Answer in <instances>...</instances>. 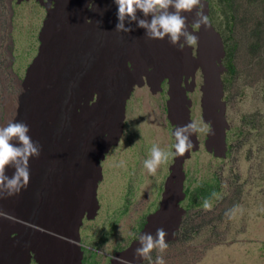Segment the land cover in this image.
<instances>
[{
	"label": "rangeland",
	"instance_id": "374dc122",
	"mask_svg": "<svg viewBox=\"0 0 264 264\" xmlns=\"http://www.w3.org/2000/svg\"><path fill=\"white\" fill-rule=\"evenodd\" d=\"M202 2L210 26L192 28L198 44L184 45V55L178 56L182 61L190 59L193 64L186 71L191 88L185 95L191 104L188 106L183 100L181 104L190 110L200 141L199 149L184 163V192L201 182L215 180L220 191L203 208L189 207L186 196L181 202L183 213L172 206L178 196L180 176L176 174L169 181L176 156L174 126L167 111L169 79L162 81V85L152 79L150 84L135 87L126 103L121 140L101 162L98 213L92 220L84 219L80 228L82 264H118L119 258L132 264H154L158 255L163 256L166 264H264V3L259 1L254 7L248 0H233L230 8L220 0ZM14 11L12 67L20 83L4 68L7 60L1 53L0 124L23 119L24 106L31 96V87L25 84V79L38 56L39 36L46 19L44 9L33 0L14 6ZM194 17L193 11L187 20L189 26ZM5 21L6 18L4 25ZM255 29L263 31L259 47H254ZM2 40H6L3 34ZM165 53L164 60L168 61V50ZM158 61L151 57L147 63L153 65H146L145 71L158 73L154 67ZM211 89L213 109L209 112ZM10 95L13 98L7 100ZM103 105L94 107L92 112L97 116L105 113ZM221 136L226 150L216 144ZM153 145L171 155L155 174H150L144 161L150 158ZM167 182L172 186V197L157 228L168 233L165 238L168 247L163 251L154 249L149 254L151 259L134 257L147 218L160 209ZM0 211L10 216L12 222L18 221L6 209ZM6 219L0 216V225ZM186 220L190 221L187 231H180ZM178 222V229L171 236L170 229ZM44 225L33 227L39 233L66 240L52 230L53 225ZM39 240L46 239L39 237ZM62 246L73 261L76 249Z\"/></svg>",
	"mask_w": 264,
	"mask_h": 264
},
{
	"label": "bare ground",
	"instance_id": "6f19581e",
	"mask_svg": "<svg viewBox=\"0 0 264 264\" xmlns=\"http://www.w3.org/2000/svg\"><path fill=\"white\" fill-rule=\"evenodd\" d=\"M28 1L0 0V54L7 60L4 68L18 83L20 78L12 67V20L14 6ZM33 1L44 9L46 19L39 36L38 56L25 79V84L31 87V96L27 98L21 121L30 127V135L41 145L42 152L38 159L30 160L31 179L27 190L0 200V210L6 209L18 219L16 222L6 219L5 224L0 225V264H82L80 228L84 219L92 220L98 213L97 189L103 176L101 162L121 140L128 99L135 87L150 84L152 79L162 85L168 78L167 111L171 125L175 130L176 126L192 122L190 110L181 102L191 104L185 95L191 88L186 71L191 70L193 64L190 59L182 61L178 57L184 55V49L170 45L167 37L165 40L148 39L145 29L135 22H125V27L133 29L130 33L116 32L119 21L115 0ZM183 15L189 19L188 13ZM137 16L145 18L142 12H137ZM147 19L150 22L151 17ZM189 31H193L191 26ZM208 47L211 48L209 44ZM166 50L168 61L163 57ZM151 57L160 60L154 64L158 71L154 75L155 71L150 74L145 71L146 65H153L147 63ZM212 91L208 93L209 112L213 109ZM12 98L7 96V100ZM100 105L106 110L97 116L92 109ZM190 139L193 149L183 156H175L169 179L171 181L176 174L180 176L176 188L178 196L172 206L181 213L184 212L181 202L186 196L184 163L200 147L197 132ZM216 144L225 149L223 137ZM13 173L14 169H6L9 177ZM169 185L167 182L160 209L147 218L140 235L145 232L155 235L158 220L172 197L173 189L171 191ZM46 223L53 225L52 230L66 240L39 233L33 227L42 224L46 227ZM178 226L179 222L170 229L171 236ZM39 237L46 240L42 242ZM62 245L76 249L73 261Z\"/></svg>",
	"mask_w": 264,
	"mask_h": 264
},
{
	"label": "clouds",
	"instance_id": "9594fccd",
	"mask_svg": "<svg viewBox=\"0 0 264 264\" xmlns=\"http://www.w3.org/2000/svg\"><path fill=\"white\" fill-rule=\"evenodd\" d=\"M118 6V24L116 32L130 33L133 29L125 27L135 22L139 28L145 29V34L151 40H165L173 47L198 44V36L189 31L187 16L195 10V17L191 28L198 29L209 27V16L205 14V4L202 0H115ZM142 12L143 19L137 16ZM151 17V20L147 17ZM183 40V42H181ZM22 91V89H21ZM198 130L195 122H189L182 126H176L174 137V155L183 156L193 149L194 145L190 137ZM41 145L33 141L30 135V127L17 120H8L0 124V200L18 196L27 190L30 179V160L38 159L41 155ZM171 153L162 150L158 145H153L149 159L144 161V167L150 174H155L158 168L167 163ZM14 169L11 177L6 174V169ZM0 216L11 217L0 211ZM168 233L163 228H157L155 235L145 232L139 237L140 246L135 249L134 257L149 258L154 249L163 251L168 247L166 237ZM113 259H116L113 257ZM118 264H132L131 261L119 258ZM154 264H166L163 256H157Z\"/></svg>",
	"mask_w": 264,
	"mask_h": 264
},
{
	"label": "trees",
	"instance_id": "16d2710c",
	"mask_svg": "<svg viewBox=\"0 0 264 264\" xmlns=\"http://www.w3.org/2000/svg\"><path fill=\"white\" fill-rule=\"evenodd\" d=\"M221 2H226L228 7H232L233 0H220ZM250 4L254 7H257L259 1L264 3V0H248ZM260 27V26H258ZM263 31L260 29H255L252 31V37L256 39L254 47H259L262 41ZM220 188L218 182L215 181H204L199 183L194 189L186 190V198L189 200V207L192 208H203L210 205L216 198L219 193ZM189 220L185 221L183 226L180 228V231H187L189 226ZM182 229V230H181Z\"/></svg>",
	"mask_w": 264,
	"mask_h": 264
}]
</instances>
